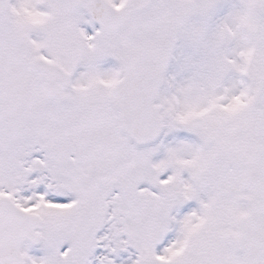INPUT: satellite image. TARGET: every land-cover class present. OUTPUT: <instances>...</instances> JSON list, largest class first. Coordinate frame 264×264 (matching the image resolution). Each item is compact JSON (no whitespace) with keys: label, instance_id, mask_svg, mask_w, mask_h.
<instances>
[{"label":"snow or ice","instance_id":"snow-or-ice-1","mask_svg":"<svg viewBox=\"0 0 264 264\" xmlns=\"http://www.w3.org/2000/svg\"><path fill=\"white\" fill-rule=\"evenodd\" d=\"M0 264H264V0H0Z\"/></svg>","mask_w":264,"mask_h":264}]
</instances>
